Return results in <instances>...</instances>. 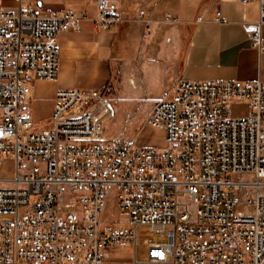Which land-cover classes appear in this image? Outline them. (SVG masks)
<instances>
[{
    "label": "built area",
    "instance_id": "obj_1",
    "mask_svg": "<svg viewBox=\"0 0 264 264\" xmlns=\"http://www.w3.org/2000/svg\"><path fill=\"white\" fill-rule=\"evenodd\" d=\"M14 1L0 6V264H264L260 79L179 78L145 119L163 132L160 148L108 136L114 103L96 88L57 89L50 128L36 130L23 106L30 83L56 77L57 34L80 17ZM91 1L96 27L120 21L108 0ZM241 1L258 4L248 39L261 50L264 0ZM235 100L245 115H232ZM4 159L12 177H1ZM138 226L166 236L144 241L143 260ZM120 246L133 259L109 261Z\"/></svg>",
    "mask_w": 264,
    "mask_h": 264
},
{
    "label": "crops",
    "instance_id": "obj_2",
    "mask_svg": "<svg viewBox=\"0 0 264 264\" xmlns=\"http://www.w3.org/2000/svg\"><path fill=\"white\" fill-rule=\"evenodd\" d=\"M120 21L109 29L94 24L91 0H23L49 14L72 11L75 28L60 31L59 69L51 80L33 79L24 108L35 123L50 117L57 89L96 88L125 109L143 95L152 103L179 79L255 80L264 84V46L253 47L248 31L258 17L256 1L108 0ZM14 0H0L13 8ZM145 13L140 15L139 11ZM218 11V16L216 12ZM149 19V30L144 21ZM184 36V40H183ZM264 44V25L261 27ZM115 112V110H114ZM121 123L125 125L124 117ZM133 123V119L128 122ZM127 125V127H128ZM163 136V132L154 129Z\"/></svg>",
    "mask_w": 264,
    "mask_h": 264
},
{
    "label": "rangeland",
    "instance_id": "obj_3",
    "mask_svg": "<svg viewBox=\"0 0 264 264\" xmlns=\"http://www.w3.org/2000/svg\"><path fill=\"white\" fill-rule=\"evenodd\" d=\"M8 2V0H4ZM184 40V36H183ZM111 96V95H110ZM109 96V98H111ZM116 99L114 101V114L111 120L106 124V134L112 136H123L129 141L134 142L137 145L142 146H151V147H163L164 138L163 136L153 130L152 128L145 125V119L148 115V112L153 105L151 98L143 95L137 96L135 99H131L129 105L122 109V102H125L126 99ZM26 102V101H25ZM232 115L240 116L245 115L247 112V103L244 101L235 100L231 106ZM124 117L123 125L121 123V118ZM133 119V123L128 125V122ZM128 125V127H127ZM36 130H45L51 126V118L44 117L35 123ZM264 127V122L263 125ZM13 176V163L10 159H4L1 163V177L9 178ZM3 184V183H1ZM62 217H67V213L62 212ZM127 221L125 219L116 222L120 227L126 226ZM146 239H151L153 242H164L166 241V236L164 233H158L154 229L148 226H138L137 228V246L136 254L137 257L141 260L145 258L146 245L144 241ZM133 247L129 246H120L115 248L113 251L106 253V257L109 261L119 262V261H130L133 259Z\"/></svg>",
    "mask_w": 264,
    "mask_h": 264
}]
</instances>
